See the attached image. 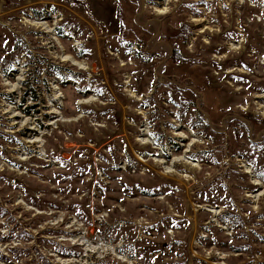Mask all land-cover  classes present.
Instances as JSON below:
<instances>
[{
	"label": "rangeland",
	"instance_id": "374dc122",
	"mask_svg": "<svg viewBox=\"0 0 264 264\" xmlns=\"http://www.w3.org/2000/svg\"><path fill=\"white\" fill-rule=\"evenodd\" d=\"M0 264H264V0H0Z\"/></svg>",
	"mask_w": 264,
	"mask_h": 264
},
{
	"label": "bare ground",
	"instance_id": "6f19581e",
	"mask_svg": "<svg viewBox=\"0 0 264 264\" xmlns=\"http://www.w3.org/2000/svg\"><path fill=\"white\" fill-rule=\"evenodd\" d=\"M75 64H77V63H75ZM144 140V139H143ZM146 140V139H145ZM186 161V160H185ZM187 163H189V164H192V165H196L195 163H193V162H189V161H186ZM245 172H247V173H249L250 172V170H249V168H248V166H245ZM252 182L254 183V184H256V185H260V182L257 180V179H252ZM260 192L261 191H259L256 195H260ZM256 199V198H255ZM211 211H216L215 209H210ZM217 212V211H216Z\"/></svg>",
	"mask_w": 264,
	"mask_h": 264
},
{
	"label": "trees",
	"instance_id": "16d2710c",
	"mask_svg": "<svg viewBox=\"0 0 264 264\" xmlns=\"http://www.w3.org/2000/svg\"><path fill=\"white\" fill-rule=\"evenodd\" d=\"M174 55L178 58V60H179V56H178V54L176 53V51H174ZM52 70H54V69H52Z\"/></svg>",
	"mask_w": 264,
	"mask_h": 264
}]
</instances>
